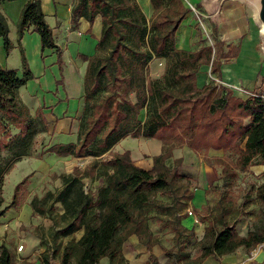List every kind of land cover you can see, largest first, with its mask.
Returning <instances> with one entry per match:
<instances>
[{"label": "trees", "instance_id": "1", "mask_svg": "<svg viewBox=\"0 0 264 264\" xmlns=\"http://www.w3.org/2000/svg\"><path fill=\"white\" fill-rule=\"evenodd\" d=\"M150 4L153 8L150 19L146 18L137 0H75L72 7L73 21L84 17L92 23L100 15L101 34L95 53L84 56V106L78 119L76 139L55 142L39 155L91 158L82 169L74 166L71 172L101 184L95 191L83 193L72 208L62 212L56 211L54 205L66 200L72 191L70 183L62 182L54 191L31 197V216H46L51 221L46 246L38 256L40 264H102V258L108 260L107 264H128L123 247L132 235L149 253L144 264H158L152 252L158 241L148 226L151 210L171 214L177 246L181 236H194V229L184 227L178 213L186 206L182 200L193 197L191 193L177 194L183 178L180 172L182 157L173 159L171 166L167 163L176 147L185 145L195 152L212 149L233 154L236 156L234 168L240 171L264 164L262 92L242 98L221 82L207 81L202 87L196 84V73L203 65H209L219 81L222 60L236 57L239 45L227 43L223 49L220 43L214 51L208 45L192 51L178 50L175 34L189 9L180 0H150ZM16 30L18 41L25 31L37 32L41 50L55 49L57 63H61L60 49L53 41L37 0L25 3ZM0 36L8 54L12 43L1 13ZM176 56L179 63L168 65V76L174 86H154L148 72L151 59ZM21 62V78L15 71L0 67V205L4 175L16 160L32 153L34 137L47 130L41 110L31 114L19 98V88L32 78L22 50ZM142 109H145V118L141 122ZM126 136L155 138L161 142V152L152 158L150 169L135 165L128 150L103 157ZM241 140H244L242 146ZM213 161L222 166L224 189L230 185L236 171L222 157H215ZM30 176H24L15 184L10 202L0 208V217L19 205ZM65 176L60 174L61 178ZM260 178L255 197L264 204V172ZM159 195L170 196L171 204L162 202ZM216 209L217 213L197 241L200 250L197 259L186 264H201L206 256L220 257L238 248L249 251L264 242V210L257 222L245 234H240L235 224L229 222L230 210L223 200L218 201ZM77 232L81 234L76 238ZM166 254L178 264L189 256L181 249L176 252L168 249ZM15 258L12 245L2 242L0 264H15Z\"/></svg>", "mask_w": 264, "mask_h": 264}, {"label": "rangeland", "instance_id": "2", "mask_svg": "<svg viewBox=\"0 0 264 264\" xmlns=\"http://www.w3.org/2000/svg\"><path fill=\"white\" fill-rule=\"evenodd\" d=\"M180 1L189 9V12L181 21L175 34V47L178 50L192 51L198 49L200 46L208 45L211 46L214 51L219 47L220 43L224 45L222 47L225 49L227 43L234 46L239 44V40L248 30L249 23L255 24L256 30L259 28L255 19L258 0H223L219 8L215 11L209 9L208 0ZM146 18L150 19V17L147 16ZM256 37L255 48L260 53V56L264 57V42L260 33H257ZM213 55L214 53H212L211 58L214 57ZM156 58L160 60V67L163 70L161 69L154 73V64H151V62ZM179 61L180 59L177 56L168 59L161 57L152 58L149 62L148 70L152 84L159 88L173 87L174 83H172L171 77L168 76V65L173 66L179 63ZM199 73L205 75L207 81L219 83L217 74L210 71L209 65L200 66L196 73V77L199 76ZM259 91L261 92V84L255 86L252 91H247L246 95L258 93ZM12 132H15V130ZM132 138L131 136L125 138L117 147L126 146V148H128L131 146L130 139ZM56 140L57 138L53 133L51 134L50 131H48V127L46 131L38 133L34 137V148L32 153L29 156L16 160L12 165V169L3 177L1 187L3 202L0 208L10 202L15 184L28 174H31V176L24 187L25 189L22 192L23 198L19 204H21L25 198H30L34 194L42 196L46 191H54L60 188L62 182L71 184L72 191L66 200L64 202H57L54 205L58 212H62L67 208H72L73 205L79 201L83 193L89 190L95 191L101 184L95 179L75 176L71 172L74 166L82 169L91 161V158L76 159L70 156L58 157L53 154L39 155L41 150L58 142ZM243 142L244 140H241L239 144L242 146ZM132 148L133 146H131V149ZM126 150L130 152L129 149ZM210 150L208 152H195L183 145L174 148L172 150V157L167 161L171 166L173 164V159L182 157L180 172L183 178L180 180L179 187L177 188L178 191L176 189L177 194L188 195L191 193L194 196L197 192L194 198L195 201H197L199 191L196 190H201L203 192V198L198 204L192 200L193 198L190 200H182L186 203V206L178 212L181 217V224L185 227L188 222V225H192L191 227H196V232L199 236L196 234L194 236L183 235L178 241L179 246H177L172 230L171 214L164 210H151L148 213V226L151 233L158 241L157 244L152 247V252L154 251L157 261L161 264H176L173 257L166 254L168 249H171L173 252L181 249L189 253L188 258L182 260L180 264H186L188 261H195L197 259L200 253L197 241L202 238L200 232L202 229L204 232V227L211 220L213 215L217 213L216 205L218 201L223 200L227 204L230 210L228 220L235 224L240 234H245L247 229L252 226L253 223L257 222L258 216L261 214V211L264 210V204L260 203L255 197V190L261 178L255 176L249 168L243 171L235 169V155L223 153L222 151L215 152L216 150ZM112 153L115 152L111 151L109 154H104L103 157L108 158ZM215 157H222L236 171V176L230 179V185H226L224 189L222 188V166L213 161ZM60 174H65L66 176L61 178ZM27 193H30L28 197ZM31 194L33 195L31 196ZM158 198L162 202L171 204V197L168 195H159ZM188 210L192 211V216H188ZM0 218L2 219L3 217L1 216ZM50 226L51 221L46 216L35 215L24 224L21 223L18 230L12 231L15 235L13 249L15 256L18 255V258H15V263L28 264V262L24 260L25 258L23 257L21 249H17L20 244L24 243L18 238H21L24 233L32 234L38 239L41 251H43L48 239V229ZM80 234L81 232H77L75 234L76 238L79 237ZM130 246L131 244L126 241L123 247L124 251L131 249ZM40 253L42 252H36L35 254L37 256L38 254L40 255ZM29 264H33V261L29 262Z\"/></svg>", "mask_w": 264, "mask_h": 264}, {"label": "crops", "instance_id": "3", "mask_svg": "<svg viewBox=\"0 0 264 264\" xmlns=\"http://www.w3.org/2000/svg\"><path fill=\"white\" fill-rule=\"evenodd\" d=\"M27 1L29 0H0V13L6 20L8 38L12 43L10 52L6 54L0 36V67L15 71L16 76L21 78L23 75L22 50L32 78L26 80L25 84L19 88V98L29 108L31 114H34L37 109L41 110L47 121L48 131L53 133L57 138L56 141H74L78 132V119L84 106L83 79L86 69L84 56L89 57L96 51L97 40L101 34V17L97 15L92 23L84 17L73 21L71 12L75 0H37L44 19L51 29L53 41L60 49L61 63L58 64L55 49L41 50L40 35L37 32L25 31L20 40H17L16 25ZM137 1L145 16L150 17L153 13L150 0ZM247 29V32L239 40L237 56L227 61L222 60L220 65L219 82L231 88L235 96L242 98L247 97V91H252L255 86L260 84L261 92L264 95V57H261L255 48L256 34L260 33V28L256 30L255 24L249 23ZM151 64H154V73L162 69L160 60L157 58L153 59ZM206 82V76L199 73V76L196 77L197 86L202 87ZM144 118L145 109H142L139 119L142 122ZM127 137L130 136L120 139L111 148V151L120 153L129 149L135 165L150 169L152 158L161 152V142L155 138L140 136L130 139L132 149L131 146L128 148L126 146L117 147ZM249 170L255 176L260 177L264 172V164L250 166ZM196 191H199L198 200L194 199L197 192L192 200L198 204L203 198V192ZM29 194L27 193V197ZM30 199L31 197L25 198L21 204L10 208L2 216L3 218H0V244L2 242L10 243L13 247L15 235L12 231L18 230L21 223L24 224L32 218ZM188 224L187 222L185 225L187 229L193 228L191 224ZM193 229L196 232V227ZM195 234L199 236L197 232ZM200 234L202 237L203 229ZM18 239L24 242L20 244L24 260L28 264L31 261L33 264H40L39 254L37 256L35 254L41 252L38 239L30 233H24ZM127 241L131 244V249L127 251L123 249V254L128 264H144L149 254L146 247L139 243L135 235L130 236ZM263 261L264 242L249 251L238 248L234 252L220 257L206 256L201 264H262ZM101 263L107 264L108 260L102 258ZM15 264L21 263L16 262ZM158 264L161 263L158 262Z\"/></svg>", "mask_w": 264, "mask_h": 264}, {"label": "water", "instance_id": "4", "mask_svg": "<svg viewBox=\"0 0 264 264\" xmlns=\"http://www.w3.org/2000/svg\"><path fill=\"white\" fill-rule=\"evenodd\" d=\"M222 1L223 0H208L209 9L215 11L217 8H219ZM257 2L255 19L259 26L262 25V27H264V0H258ZM261 37L264 42V33L261 35Z\"/></svg>", "mask_w": 264, "mask_h": 264}, {"label": "built area", "instance_id": "5", "mask_svg": "<svg viewBox=\"0 0 264 264\" xmlns=\"http://www.w3.org/2000/svg\"><path fill=\"white\" fill-rule=\"evenodd\" d=\"M187 214H188V216H192L193 215V213H192V211L191 210H188L187 211ZM17 249H22V245H19L18 247H17Z\"/></svg>", "mask_w": 264, "mask_h": 264}, {"label": "bare ground", "instance_id": "6", "mask_svg": "<svg viewBox=\"0 0 264 264\" xmlns=\"http://www.w3.org/2000/svg\"><path fill=\"white\" fill-rule=\"evenodd\" d=\"M259 28H260V35H262L264 33V27H262V25H260Z\"/></svg>", "mask_w": 264, "mask_h": 264}]
</instances>
